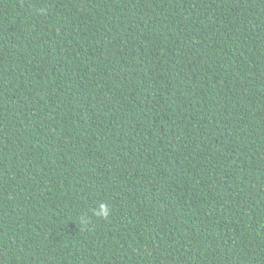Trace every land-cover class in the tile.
I'll use <instances>...</instances> for the list:
<instances>
[{"label":"trees","instance_id":"16d2710c","mask_svg":"<svg viewBox=\"0 0 264 264\" xmlns=\"http://www.w3.org/2000/svg\"><path fill=\"white\" fill-rule=\"evenodd\" d=\"M0 264H264V0H0Z\"/></svg>","mask_w":264,"mask_h":264},{"label":"clouds","instance_id":"9594fccd","mask_svg":"<svg viewBox=\"0 0 264 264\" xmlns=\"http://www.w3.org/2000/svg\"><path fill=\"white\" fill-rule=\"evenodd\" d=\"M94 214L99 218H106L109 214V208L106 205L101 204L95 209Z\"/></svg>","mask_w":264,"mask_h":264}]
</instances>
